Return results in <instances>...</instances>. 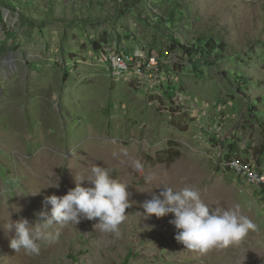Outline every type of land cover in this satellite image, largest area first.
Masks as SVG:
<instances>
[{"label": "rangeland", "instance_id": "rangeland-1", "mask_svg": "<svg viewBox=\"0 0 264 264\" xmlns=\"http://www.w3.org/2000/svg\"><path fill=\"white\" fill-rule=\"evenodd\" d=\"M0 13V264H264V186L223 161L233 148L264 168V0H0ZM200 38L216 47L177 43ZM114 53L126 73L110 70ZM93 164L129 185L120 235L82 218L39 255L13 249L12 221L50 214L46 198ZM165 185L195 187L256 227L188 250L173 214L144 216Z\"/></svg>", "mask_w": 264, "mask_h": 264}, {"label": "clouds", "instance_id": "clouds-1", "mask_svg": "<svg viewBox=\"0 0 264 264\" xmlns=\"http://www.w3.org/2000/svg\"><path fill=\"white\" fill-rule=\"evenodd\" d=\"M133 168L142 173L143 164L137 160ZM90 176L76 179L74 189L66 195H51L46 198L50 204V214L43 211L37 219L30 222L21 217L12 221L8 230H14L11 247L17 252L23 249L26 255H39L43 244H50L60 237V229L69 224H79L82 218L89 220L99 218L97 227L101 232L120 235V226L126 221V210L132 207L128 184L114 178L108 167L93 164ZM146 182L154 177L148 176ZM88 181L91 186H83ZM58 187V185H56ZM159 194L142 204L145 217L163 218L174 215L169 223L178 230L176 240L186 249L206 253L214 248H227L239 242L255 224L239 209H222L211 207L201 197L195 187L188 186L174 190L167 185ZM53 226H58L54 229Z\"/></svg>", "mask_w": 264, "mask_h": 264}, {"label": "bare ground", "instance_id": "bare-ground-1", "mask_svg": "<svg viewBox=\"0 0 264 264\" xmlns=\"http://www.w3.org/2000/svg\"><path fill=\"white\" fill-rule=\"evenodd\" d=\"M116 60L120 62L122 65L116 66ZM110 65V70L115 73L121 72L126 73L129 66L128 62L122 57L120 54L114 53L108 58ZM131 66V65H130ZM118 71V72H117ZM224 164L242 175L248 182L254 185H263L264 182L260 179H257L254 176L264 175V168L259 165H255L252 162L245 159L240 151L237 149H233L231 151H227L223 155Z\"/></svg>", "mask_w": 264, "mask_h": 264}, {"label": "trees", "instance_id": "trees-1", "mask_svg": "<svg viewBox=\"0 0 264 264\" xmlns=\"http://www.w3.org/2000/svg\"><path fill=\"white\" fill-rule=\"evenodd\" d=\"M174 14V11H170L168 12V16L170 17L171 15ZM167 16V18H169ZM0 17H1V13H0ZM200 41V45L196 48H194V46H190V45H185V44H181L180 42H177L186 52L187 54H194V53H201V52H210L212 51L215 47H216V40L213 38V39H206V38H200L199 39ZM193 45V44H191ZM233 150V148L229 149L228 151H231ZM174 158L173 156H171L169 159L166 160L167 163H171L173 162Z\"/></svg>", "mask_w": 264, "mask_h": 264}, {"label": "built area", "instance_id": "built-area-1", "mask_svg": "<svg viewBox=\"0 0 264 264\" xmlns=\"http://www.w3.org/2000/svg\"><path fill=\"white\" fill-rule=\"evenodd\" d=\"M155 57L151 58V60H153ZM119 65H122L120 62H118L116 60V66H119ZM256 177L257 179H260L262 181V183L264 182V175H258V176H254Z\"/></svg>", "mask_w": 264, "mask_h": 264}]
</instances>
